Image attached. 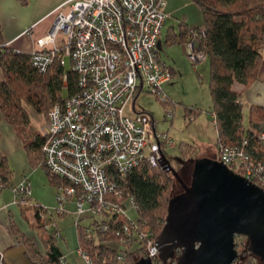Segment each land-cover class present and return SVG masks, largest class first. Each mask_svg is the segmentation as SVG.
Masks as SVG:
<instances>
[{"label":"built area","instance_id":"1","mask_svg":"<svg viewBox=\"0 0 264 264\" xmlns=\"http://www.w3.org/2000/svg\"><path fill=\"white\" fill-rule=\"evenodd\" d=\"M165 4V0H66L54 11L50 31L30 52L31 64L40 72L55 59L64 66L68 56L77 83L72 93L51 107L43 131L46 165L62 180L56 185L57 206L49 209L32 203L27 175L10 186L12 202L18 207L34 206L38 223L56 240L63 236L51 217L68 213L66 204H73L76 227L85 239L98 242L101 234L113 237L105 245L118 263H126L128 254L137 250L161 264L157 238L145 220L139 215L131 218L122 207L123 201L130 200L138 212L135 198L125 197L128 189L122 183L144 163L167 170L164 149L174 145L166 133L156 129L149 113H126L141 91L171 106L163 83L172 72L160 58L158 47L167 18ZM205 36L204 25L191 27L184 46L193 64L207 59L200 45ZM63 79L67 87L66 73ZM259 140L264 143V131ZM217 148L219 161L264 189V159L250 151L248 140L239 146L221 141ZM4 189L0 178V193ZM78 254L85 264H96L88 249L78 248ZM0 264H7L1 249ZM59 264H71L66 254L60 256Z\"/></svg>","mask_w":264,"mask_h":264},{"label":"trees","instance_id":"2","mask_svg":"<svg viewBox=\"0 0 264 264\" xmlns=\"http://www.w3.org/2000/svg\"><path fill=\"white\" fill-rule=\"evenodd\" d=\"M194 2L202 11L206 28V36L200 39V45L207 52L210 67L211 113L216 116L217 143L224 141L228 146H239L248 140L250 151L264 159V143L259 140L260 133L264 131V108L251 107L246 118L240 102L242 90L257 79L264 57V0ZM190 31L191 27L184 25L183 44L188 40ZM3 42L0 38V43ZM0 68L3 73V79L0 78V111L4 120L14 127L23 141L32 167L43 168L52 185L61 183V178L52 174L46 165L43 152L46 136L33 130L26 106L48 118L51 107L65 98L64 91L69 94L74 91L77 83L75 71L71 68L66 72L65 67L55 59L45 72H40L31 64V53L15 50L6 44L0 46ZM65 73L68 76L67 87L63 79ZM236 84L242 86L241 90H235ZM201 112L197 107H185V116L189 120L195 119ZM190 152L191 148L188 147L183 157L185 161ZM10 177L7 159L0 154V178L5 189L13 184ZM174 179L170 171L144 163L129 173L122 183L128 189L125 197L130 195L135 198L138 215L145 220L154 238L163 228ZM20 207L23 212L27 208ZM12 228L15 231V226ZM77 236L78 248L88 249L96 264L118 263L115 256L111 261L103 258L108 252L114 253L105 245V242L113 240L111 235L101 234L97 242L85 239L80 228H77ZM23 244L29 259L36 260L38 264H59L63 254L52 234L44 239L45 256L37 253L28 240ZM136 253L141 257L145 255V251L141 252L143 254L137 250L130 252L127 261L131 264L136 262L133 258Z\"/></svg>","mask_w":264,"mask_h":264},{"label":"water","instance_id":"3","mask_svg":"<svg viewBox=\"0 0 264 264\" xmlns=\"http://www.w3.org/2000/svg\"><path fill=\"white\" fill-rule=\"evenodd\" d=\"M162 160L182 191L170 198L155 241L161 264L173 259L176 264H233L239 256L236 235L246 236L250 253L264 262V189L216 158L193 160L190 182L164 155ZM14 254L33 264L24 244L4 251L7 264ZM134 264L154 263L143 256Z\"/></svg>","mask_w":264,"mask_h":264},{"label":"crops","instance_id":"4","mask_svg":"<svg viewBox=\"0 0 264 264\" xmlns=\"http://www.w3.org/2000/svg\"><path fill=\"white\" fill-rule=\"evenodd\" d=\"M65 1L66 0H0V38L2 41L9 43L13 49L30 53L33 49H36L37 40L50 31L56 19L54 11ZM165 2L164 11L167 13V18L159 39V54L162 61L170 67L172 77L163 83V88L164 85L177 73L178 68L176 64L180 58L178 57L179 54L181 53L182 55L181 51L183 49V42L181 41H183L182 33L184 31V25H186V27L204 25L202 11L194 0H165ZM172 41H174V43H172ZM234 88L239 91L242 86L236 84ZM142 92L147 91H141L140 94ZM136 99L130 106V110H132L130 114L135 111L146 112L153 118L151 112L136 108ZM240 102L244 107L246 118L248 117L249 109L251 107L264 108V57L260 62L257 79L254 80L247 88L242 90ZM45 126L46 123L43 126V130L45 129ZM188 147L191 148V152L186 163L190 159L193 160L191 156L193 147L192 145L181 146L183 157ZM0 154L4 155L7 159L8 166L11 171L10 181L13 184L18 183L24 175H27L30 182L35 184L34 178L38 169H34L32 165H30L27 150L24 147L23 141L17 134L14 127L4 120L1 111ZM207 156L217 159V137L215 150ZM7 191L9 192L5 193ZM1 193L3 194L0 197V228L7 222L11 233H9V237L5 240L0 238V246L5 245L6 248H10L15 245L23 244L25 240H28L37 253L45 256L46 247L42 241H44V239H46L52 232L50 230L44 231L43 229L40 231L39 228H41V223L38 224L36 210L32 206H28L23 212L21 207L13 204L10 190L5 189ZM32 195L35 197V200L33 199L32 201L34 203L36 202L40 204L43 200L38 193H33ZM70 205L74 207L73 204ZM6 210L8 220L4 217L6 216ZM30 211H33L32 215L29 213ZM12 226H15V231ZM62 253L64 254L63 251ZM14 256L16 260L15 264H27V262L22 261V259L15 254L9 259L11 263V258ZM31 261L33 264H38L36 263V260Z\"/></svg>","mask_w":264,"mask_h":264},{"label":"rangeland","instance_id":"5","mask_svg":"<svg viewBox=\"0 0 264 264\" xmlns=\"http://www.w3.org/2000/svg\"><path fill=\"white\" fill-rule=\"evenodd\" d=\"M182 47L183 49L181 52L183 56L181 53L178 56L180 58L176 64L178 68L177 73L164 85V90L170 97L171 106L164 104L155 94L149 92H142L139 94L136 99L135 106L139 110H147L151 112L156 121L157 130L166 133L173 140L174 146L166 147L164 152L171 165L181 174L183 179L186 182H190L193 160L201 157H208L207 155L215 150L217 135L215 123L211 114L212 98L209 89L210 68L208 60L205 59L197 64H193L188 59L184 44ZM64 67L66 72L71 70V59L68 56L65 57ZM0 78L3 79L1 68ZM63 94L65 96L67 94L66 91H64ZM190 106L197 107L202 110V112L192 120H189V118L185 116V107ZM26 109L30 115V124L32 125L33 130L42 133L44 131L43 126L47 122V117L45 115L38 114L30 106H26ZM131 111L130 107L126 108L127 114H130ZM169 111L172 112V116L168 115ZM34 131L33 133H35ZM182 145H192L193 147L191 154L193 160L190 159L187 163L183 159V154L181 152ZM33 168L38 170L34 178L35 184L31 182L32 194H40L43 200L40 204L36 202L32 203L43 205L49 209L56 207V185H52L50 183L49 177L43 168ZM6 189L10 190L12 194L11 200L13 201V191L11 188ZM181 191V185L174 179L171 195L177 194ZM8 192L9 191L5 193ZM2 194L3 193H0V197ZM33 199L35 200V197L32 195L31 200L33 201ZM67 206L68 213L64 215L54 213L53 217H51L53 220L52 224H54L61 231L63 236L56 241L64 254L67 255V259L71 264H85L83 258L78 254V236L76 227L77 215L74 214V207L72 205L67 203L66 208ZM122 207L131 218L138 217L137 209L133 207L130 200L123 201ZM33 211H30L29 213L32 215ZM5 212L6 216L4 217L8 220L7 210ZM39 229L40 231L41 229L45 231L44 227ZM9 233H11L9 224L6 222L0 228V238L4 240L7 239L9 237ZM235 243L239 256L233 264H264V262H260V260L252 255L248 250V239L246 236L236 235ZM1 246H4L3 249ZM1 246L0 248L3 251L8 249L5 245ZM140 254L143 253L140 252ZM105 256H107L109 261H111L113 254L108 252ZM140 257L141 256L137 253L133 255L135 261H137ZM11 261L12 264H15V256L11 258ZM116 264H131V262L127 261L126 263ZM170 264H176V259H173Z\"/></svg>","mask_w":264,"mask_h":264}]
</instances>
